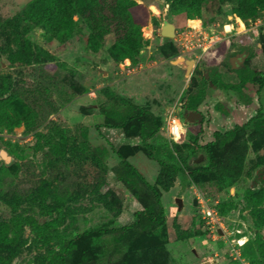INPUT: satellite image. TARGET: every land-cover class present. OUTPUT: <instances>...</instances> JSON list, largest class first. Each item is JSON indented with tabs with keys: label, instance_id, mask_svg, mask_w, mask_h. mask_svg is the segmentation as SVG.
Segmentation results:
<instances>
[{
	"label": "rangeland",
	"instance_id": "374dc122",
	"mask_svg": "<svg viewBox=\"0 0 264 264\" xmlns=\"http://www.w3.org/2000/svg\"><path fill=\"white\" fill-rule=\"evenodd\" d=\"M117 1L96 11L141 27L133 57L91 46L79 14L59 37L37 0H0V264H264V0ZM158 198L161 220L138 216Z\"/></svg>",
	"mask_w": 264,
	"mask_h": 264
},
{
	"label": "trees",
	"instance_id": "16d2710c",
	"mask_svg": "<svg viewBox=\"0 0 264 264\" xmlns=\"http://www.w3.org/2000/svg\"><path fill=\"white\" fill-rule=\"evenodd\" d=\"M117 0H37L36 8L34 15L37 18L38 22L47 27L53 34H56L59 37L64 35H69L74 32L77 20L75 15L79 14L83 20L90 26L92 29L91 35L89 37V43L91 46L99 45L102 41H105L109 34H113L115 39L113 53L119 58L133 57L135 50L139 47L142 41V32L141 27L136 26L134 33H130L128 20L127 26L125 27H114L112 28L109 21H105L104 18L97 13V6L103 2H111ZM207 0H179L180 5L190 6L192 15H199L201 8L207 6ZM135 0H118L117 3L128 13L127 3H135ZM125 4V5H124ZM264 6V4H263ZM239 10V15L244 18L245 16ZM191 15V16H192ZM125 28V29H124ZM122 30H124L123 33ZM128 41V42H127ZM264 86V81L259 83V88ZM3 106L0 105V113L3 111ZM260 114V112H259ZM20 122V121H18ZM248 124V123H247ZM246 124V125H247ZM237 126L235 130L228 131L225 134L220 132L216 133L218 137H228L233 135L238 129L243 128L244 126ZM214 143L208 144V150L211 153L212 166H222L235 169L236 166V156L231 151V149H226L224 153L220 156L213 154L212 145ZM126 164L130 171L136 173L144 180V175L140 170L128 159ZM158 202L161 205V211L156 212L155 207H147L143 211L138 212L139 217H148L153 221L161 220L164 216V207L160 198ZM73 245L68 247L69 252L66 251V256L64 257L67 262H69L71 257V249Z\"/></svg>",
	"mask_w": 264,
	"mask_h": 264
},
{
	"label": "water",
	"instance_id": "95a60500",
	"mask_svg": "<svg viewBox=\"0 0 264 264\" xmlns=\"http://www.w3.org/2000/svg\"><path fill=\"white\" fill-rule=\"evenodd\" d=\"M162 33L167 35V36H173L175 35V26L173 23H166L162 29ZM177 63L181 62V61H187L188 65V72H190L193 68L194 65V60H188L185 57H180L178 59L175 60ZM203 117V113L201 111H192L189 114V119H201ZM177 201L180 205V208L183 207L184 205V200L183 197H177ZM202 264H212V262L210 260L204 261Z\"/></svg>",
	"mask_w": 264,
	"mask_h": 264
},
{
	"label": "clouds",
	"instance_id": "9594fccd",
	"mask_svg": "<svg viewBox=\"0 0 264 264\" xmlns=\"http://www.w3.org/2000/svg\"><path fill=\"white\" fill-rule=\"evenodd\" d=\"M169 131L171 133L172 140L179 143L181 135L186 133L187 129L178 119H173ZM240 243L243 244L244 241H240Z\"/></svg>",
	"mask_w": 264,
	"mask_h": 264
},
{
	"label": "built area",
	"instance_id": "2783aa9c",
	"mask_svg": "<svg viewBox=\"0 0 264 264\" xmlns=\"http://www.w3.org/2000/svg\"><path fill=\"white\" fill-rule=\"evenodd\" d=\"M173 119H178L183 125H184V127H185V125H186V123H185V121H183L179 116H177V115H172L171 117H170V119H169V129H170V126H171V123H172V120ZM186 128V127H185ZM169 134H170V136H171V133H170V131H169ZM186 136V133H183L182 135H181V140L184 138ZM180 140V141H181ZM208 213H209V215L212 217L213 216V214H212V212L211 211H208Z\"/></svg>",
	"mask_w": 264,
	"mask_h": 264
},
{
	"label": "bare ground",
	"instance_id": "6f19581e",
	"mask_svg": "<svg viewBox=\"0 0 264 264\" xmlns=\"http://www.w3.org/2000/svg\"><path fill=\"white\" fill-rule=\"evenodd\" d=\"M190 23H192L193 25H195V26H200V21L198 20V19H192L191 21H190ZM244 25V24H243Z\"/></svg>",
	"mask_w": 264,
	"mask_h": 264
}]
</instances>
